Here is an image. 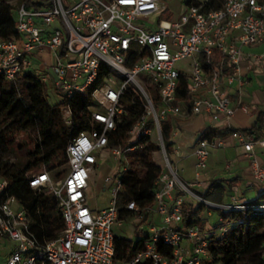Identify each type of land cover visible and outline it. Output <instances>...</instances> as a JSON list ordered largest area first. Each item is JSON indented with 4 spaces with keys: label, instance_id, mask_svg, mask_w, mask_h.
Segmentation results:
<instances>
[{
    "label": "built area",
    "instance_id": "1",
    "mask_svg": "<svg viewBox=\"0 0 264 264\" xmlns=\"http://www.w3.org/2000/svg\"><path fill=\"white\" fill-rule=\"evenodd\" d=\"M221 2V8L209 11H203L201 5H188L175 21L156 24L150 18L164 10L159 0H49L40 8H28L26 1L18 5L16 37L0 35V79L14 83L32 68L35 57L48 54L53 88L66 103L61 116L68 126L73 120L69 100L97 85L87 107L91 128L68 142L63 175L56 178L45 168L27 175L32 190L48 192L58 202L64 229L57 238L45 244L36 240L27 212L8 193V182L0 176V252L4 245L5 264H140L146 260L151 264H203L208 258L206 238L223 235L229 224L220 220L208 231L183 227L186 197L224 211H264V206L247 207L234 198L213 204L191 191L201 185L210 153L224 148L220 138H204L194 144V177L184 183L169 160L161 135L160 122L170 117L206 114L214 125L223 121L230 138L250 159L254 180L264 182V169L253 155L255 145L264 149V137L254 139L230 128L233 108L224 91L225 81L245 84L242 50L264 46V0ZM251 57L256 65L264 61V54ZM181 62L186 63L179 67ZM38 70L42 71V65ZM181 75L187 79L190 104L178 101ZM39 79L48 81L44 76ZM129 89L138 94L144 111L128 131L127 143L110 145L115 120L123 112L119 100ZM151 90L158 96L157 110ZM141 139L157 144L163 159L155 182L160 222L150 227L143 250L128 260H115L113 228L120 221L119 212L142 218L133 201L119 206L120 177L128 168L127 157L139 149ZM104 160L116 167L126 162V166L103 180V190L109 195L107 207L91 209L87 196L90 175ZM176 190L180 195L173 197ZM184 240L188 247L183 246ZM6 242L12 244L9 249ZM159 242L172 248L170 257L156 250ZM261 258L264 260V245Z\"/></svg>",
    "mask_w": 264,
    "mask_h": 264
},
{
    "label": "trees",
    "instance_id": "2",
    "mask_svg": "<svg viewBox=\"0 0 264 264\" xmlns=\"http://www.w3.org/2000/svg\"><path fill=\"white\" fill-rule=\"evenodd\" d=\"M24 1L27 2L28 8H40L47 6L49 0H40L37 3L20 0L18 4ZM183 4L185 7L201 5L203 11L217 10L222 6L221 0H184ZM15 13L14 6L6 0H0V35L4 39L16 37ZM5 84L9 87L4 90ZM94 86L83 93L75 94L69 100L73 120L68 126L61 116L65 101L61 99L54 105L49 104L46 98V83H42L35 72L32 70L23 72L14 83L0 79V176L8 182V193L15 197L20 207L27 212L31 230L40 244L57 238L63 231L64 224L58 202L48 192L32 190L28 185L27 175L38 168L54 171L66 164L65 150L68 142L80 132L91 128L86 117ZM178 93V101L191 103L184 75L180 76ZM149 95L157 110L159 100L156 92L151 90ZM119 107L123 112L115 120V130L109 136L110 145H125L128 131L144 111L140 97L130 89L120 98ZM171 128L170 119L160 122L161 135L168 156ZM20 132L33 133L34 147L26 152L23 161L10 162L7 154L13 144L14 135ZM242 132L254 139L264 137V111L257 114L250 129ZM226 134L224 129L208 127L198 135L195 143L204 138H222ZM137 145L139 149L127 157L128 168L120 177L122 191L119 206L126 201L135 203L142 213V220L136 226L139 228L146 221L145 212L156 206L155 182L162 167L156 163L153 156L154 153L159 154L157 144L148 139H141ZM234 183L235 180L228 181L226 187L230 188ZM225 189L227 188L218 182H211L203 192L195 194L206 201L220 204ZM244 206H264V192ZM210 210V207L201 202L183 201L182 226L201 228L203 215ZM216 211L219 212L221 220L229 224L228 230L223 235H209L206 238L208 258L203 260V264H264L261 258V248L264 245V211L249 208L243 211L220 209ZM134 215L132 212L121 210L118 219ZM148 239L149 237H138L133 243L127 239L115 238L114 259L132 258L143 250ZM156 250L167 257L172 255V248L161 242L157 243ZM140 264L151 262L146 260Z\"/></svg>",
    "mask_w": 264,
    "mask_h": 264
},
{
    "label": "crops",
    "instance_id": "3",
    "mask_svg": "<svg viewBox=\"0 0 264 264\" xmlns=\"http://www.w3.org/2000/svg\"><path fill=\"white\" fill-rule=\"evenodd\" d=\"M242 52V79L245 80V84L241 85L238 81H234L231 84L227 83V81L224 83V91L230 99L233 108V116L229 122V126L231 129L239 131L250 129L255 122L257 114L264 111V61L260 65H256L253 62V57H251L253 55L264 54V46L244 48ZM169 119L173 129L171 140H169V160L176 172H179L181 175V180L184 183H189L193 180L196 168L195 158L192 153L198 135L208 127L224 129V123L220 121L217 125H214L206 114H200L191 118L170 117ZM224 130L227 134L220 139L224 142L225 146L210 153L206 170L201 179V185L194 189V191L203 192L211 182H218L227 188L222 194L220 204L229 203L231 198H234L237 204H249L264 192V182L254 180L250 159L242 147L238 146L230 138L228 130ZM253 155L260 168L264 169V149L255 145ZM232 180H235V183L230 188L226 187L227 182ZM177 194H179L177 190L172 193L173 197ZM155 208L145 212L146 221L139 228H136V226L140 219L137 224H134L137 218L136 215L132 217L124 216L114 228L123 227L126 223L132 224L134 238L116 235H114V238L127 239L135 243L138 237H149L150 227L158 225L160 222ZM220 220L218 211H207L203 215L201 228L208 231L216 226ZM183 246L188 247L186 240L183 241Z\"/></svg>",
    "mask_w": 264,
    "mask_h": 264
},
{
    "label": "rangeland",
    "instance_id": "4",
    "mask_svg": "<svg viewBox=\"0 0 264 264\" xmlns=\"http://www.w3.org/2000/svg\"><path fill=\"white\" fill-rule=\"evenodd\" d=\"M9 4L15 7V10L18 7V2L20 0H6ZM184 0H159L160 4L164 7V10L161 14L155 15L150 18V21L156 24L159 20L163 21H175L180 14L183 13L185 9V5L183 4ZM202 1V0H201ZM32 68L31 70L35 72L39 78L44 76L47 78L46 83V93H47V101L49 104L54 105L58 103L62 98L60 95H58L53 88L52 84V76L50 74V66H51V58L48 54H44L40 57H35V59L32 60ZM186 62H181L178 64L179 67H182ZM42 65V71L38 70V66ZM9 86L7 84L4 85V90L8 88ZM34 135L32 132H20L13 137V144L10 147L9 153L7 154V158L10 162L18 161L21 162L24 160V156L26 155V152L34 147ZM154 159L158 165L161 167L163 166L162 157L160 154L154 153ZM126 166V163L122 162L120 166H117L114 164V162L110 160H104L101 161L97 167H95L90 175V181L89 186L87 189V196H88V203L91 209H103L107 207L109 195L108 192L103 190V180L106 176L109 174H115L116 172H119V170ZM66 168V164L61 166L60 168L50 171L52 175L56 178H60L64 170ZM42 168L35 169L28 173H36L40 171ZM178 178L181 180V175L179 172H177ZM182 181V180H181ZM183 182V181H182ZM191 191L195 194V191L191 189ZM188 201H192L193 199L190 197H186ZM211 211L217 210L214 207H210ZM138 218H136V222L134 224L138 223ZM142 220V219H140ZM133 226L132 224L126 223L123 225V227L120 228H114L113 234L119 237L123 236H129L131 238L133 237L132 234ZM7 249L12 246V244L6 242ZM4 245L1 248L0 252V264L4 263V257L6 254V250H4Z\"/></svg>",
    "mask_w": 264,
    "mask_h": 264
}]
</instances>
